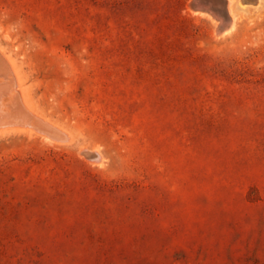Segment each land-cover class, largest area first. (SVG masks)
Instances as JSON below:
<instances>
[{"label":"rangeland","instance_id":"rangeland-1","mask_svg":"<svg viewBox=\"0 0 264 264\" xmlns=\"http://www.w3.org/2000/svg\"><path fill=\"white\" fill-rule=\"evenodd\" d=\"M193 1L0 0V264H264V0Z\"/></svg>","mask_w":264,"mask_h":264},{"label":"bare ground","instance_id":"bare-ground-1","mask_svg":"<svg viewBox=\"0 0 264 264\" xmlns=\"http://www.w3.org/2000/svg\"><path fill=\"white\" fill-rule=\"evenodd\" d=\"M231 4L232 1L228 0L227 5L228 11L230 13L229 19L227 18L228 20H225L224 18L222 19L220 17L218 18L220 20L219 21L218 19L213 18L209 13L203 11H192L194 13L203 15L215 22L217 26L215 30L216 35L223 36L225 34L228 35L229 33L234 32L237 25L235 13L233 12V7L231 6ZM24 86L25 84L21 74L20 66L18 65L14 57L0 46V135L24 132L27 134H37L52 142H58L41 133L42 131H53V128L50 124L51 122L46 119V116L44 117L41 114L42 112L40 113L37 111L30 100L27 89ZM67 135L69 136V134ZM94 153L98 154V152L96 151Z\"/></svg>","mask_w":264,"mask_h":264},{"label":"water","instance_id":"water-1","mask_svg":"<svg viewBox=\"0 0 264 264\" xmlns=\"http://www.w3.org/2000/svg\"><path fill=\"white\" fill-rule=\"evenodd\" d=\"M244 1V0H242ZM227 0H194L192 2L193 8H198V9H205V10H210L216 17L220 18L221 15L217 12L216 6L214 4H226ZM222 18V17H221ZM223 19V18H222Z\"/></svg>","mask_w":264,"mask_h":264}]
</instances>
